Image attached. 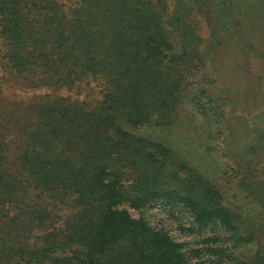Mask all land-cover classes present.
I'll return each mask as SVG.
<instances>
[{"label": "trees", "instance_id": "trees-1", "mask_svg": "<svg viewBox=\"0 0 264 264\" xmlns=\"http://www.w3.org/2000/svg\"><path fill=\"white\" fill-rule=\"evenodd\" d=\"M263 90L264 0H0V264H264V219L168 138L245 126L207 161L264 215ZM154 205L203 247L129 213Z\"/></svg>", "mask_w": 264, "mask_h": 264}, {"label": "rangeland", "instance_id": "rangeland-1", "mask_svg": "<svg viewBox=\"0 0 264 264\" xmlns=\"http://www.w3.org/2000/svg\"><path fill=\"white\" fill-rule=\"evenodd\" d=\"M198 27L200 30V34L203 38L209 37V31H208V25L207 21L204 17H198ZM253 22L250 21L248 18H246L244 25L245 29L244 31L247 33L249 38L253 34H257L258 30L256 28H253ZM252 70L253 73L258 74V72L261 71V65L257 61H253L252 63ZM256 84H250L249 78H247V75H242V79H239V81L235 82V90L240 92L241 96V102L243 105H241L243 108L244 104H247V102L251 99L253 92L256 91L255 87ZM93 86H96L95 84ZM95 88V87H94ZM97 89H94V92L97 93ZM18 94L16 97H22L28 95H24V92L21 90L17 91ZM263 94V96H262ZM261 94V97H259L260 103H263L264 101V90ZM33 95V94H31ZM241 107V109H242ZM260 112V111H259ZM242 113V112H240ZM237 112V114H240ZM240 115H247V112L245 114ZM199 125H201L200 122H202V119H198ZM195 125L193 118L189 117L188 115L182 114L181 119L178 120L177 125L175 126V130L170 133L172 136L168 137L171 141L177 142L180 140L183 143L184 148V157L192 162V165L198 169H201V171H206L212 179L220 183L223 191L226 193L227 196H234L237 195L240 198V202L245 205L246 209H252L254 212V216L257 218L259 222H261L260 217L264 219V215L260 216V207L257 206V204L252 203V199L246 198V195H243L239 193L238 187H233V183L236 181L235 175L236 173L232 170L229 171V174H227L225 177L221 176L213 166L212 164L207 161L208 159V149L207 147H211L212 149H216L217 147L221 148H237V144H234L233 141L231 143V140L234 141L237 140V137H240V135L244 134L246 132V127L242 126L235 132L231 137L230 141L227 142V140H224L226 138V135H229L230 129L220 128L215 132L217 134V137H215V140H213L210 144L205 145V142L203 141L202 135L201 139L199 138V133H196L193 126ZM242 130L244 132H242ZM147 130L141 129V133H145ZM202 133V132H201ZM203 133H206L205 130H203ZM219 137V138H218ZM166 139V138H165ZM243 148V147H242ZM242 151V150H241ZM218 162L225 161L223 158H221L218 154L215 155ZM175 211V210H174ZM129 213L132 215V217L136 220L138 219H146L151 226L153 227H159L164 228L171 234L173 239L179 243H185V249L188 251L189 248H202L203 244L201 243V239L197 236L198 229L191 228L192 219L190 218L189 214L183 213L180 214H168L166 211H164V208L161 206L154 205L152 207H147L143 209H131L129 210ZM65 214V213H64ZM187 229L188 231H186ZM197 262V261H195Z\"/></svg>", "mask_w": 264, "mask_h": 264}]
</instances>
